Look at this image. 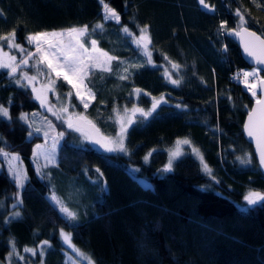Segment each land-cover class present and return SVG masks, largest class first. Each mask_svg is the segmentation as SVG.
Wrapping results in <instances>:
<instances>
[{"label":"trees","instance_id":"obj_1","mask_svg":"<svg viewBox=\"0 0 264 264\" xmlns=\"http://www.w3.org/2000/svg\"><path fill=\"white\" fill-rule=\"evenodd\" d=\"M103 3L116 10L119 24L103 19L101 0H0V35L15 29L22 44L29 34L88 25L85 44L94 39L114 57L111 69L141 57V65L129 67L127 79L94 72L89 80L94 100L85 109L73 94L70 109L83 116L72 118L83 117L103 135L116 136L124 109L151 112L147 117L138 112L126 125V151L99 152L83 137L84 130L67 128L68 119L46 111L30 87L0 68V105L10 114V119L0 117V264H69L61 229L95 264H264V202L248 205L243 199L250 190L264 193V176L243 135L259 92L253 97L241 81L232 80L231 74L248 64L227 34L239 28V9L244 26L264 37V0H205L209 11L199 0ZM98 23L103 30L93 33ZM144 26L151 63L134 43ZM57 91L65 98L74 93L62 78ZM153 98L158 101L154 111ZM35 112L63 133L57 165L46 168L53 181L47 171L39 177L32 163L34 147L45 142L36 129H46L19 119L22 113L37 118L30 115ZM180 140L189 141L186 148L192 145L200 157L190 148L164 171ZM10 152L27 167L29 178L20 193L5 167L4 153ZM72 190L82 197L71 211L75 219L69 220L51 197L62 194L66 204ZM15 211L21 215L10 219ZM44 241L49 247L40 254Z\"/></svg>","mask_w":264,"mask_h":264},{"label":"snow or ice","instance_id":"obj_2","mask_svg":"<svg viewBox=\"0 0 264 264\" xmlns=\"http://www.w3.org/2000/svg\"><path fill=\"white\" fill-rule=\"evenodd\" d=\"M101 3L103 6V19L105 21H115L119 24L120 16L116 10L110 8L108 4L103 3V0H101ZM199 3L205 7H208V5L205 4V0H199ZM235 14L239 18L240 24L238 27L241 28V31L236 32L234 29H229L227 34H235L240 36L241 32L244 33L246 37L244 39V51L250 58L253 59V63L257 65V67L253 68L252 71L242 72L244 83L247 90L251 92L253 97L257 96V81H259V84L261 85V96L255 100V107L249 110L247 114V123L244 127L247 135L250 138H254L258 150L259 163L262 167H264V79L258 76V73L261 70L259 66L264 65V39H261V37L257 36L254 31H249L247 27L244 26L246 25L247 21L239 9L236 10ZM226 25L227 22L222 21L220 25L221 29H225ZM102 30L103 24L100 23L96 24L92 28L93 33ZM121 30L130 37L134 36L127 26H122ZM139 32L140 35L134 39V43L136 44L137 48L143 49V54L148 58V63H151V53L148 51V45L151 43L150 38L147 36L148 26L139 28ZM90 35L91 34L89 33L88 25H84L80 28L73 27L60 32H38L35 34H29L25 37V39L29 45H34L35 51L33 52L28 51L20 44L15 43L16 33L15 29H13L8 34L0 35V41L5 42L4 44H0V68L9 69L11 74H15L18 69H21L22 66H28L30 60H36L38 58V61H42L46 65L47 69L50 70V72H54L57 78H62V80L67 85L71 86V88L75 90L74 93L72 91L66 93V97L68 98L69 102L73 94H75L78 100L83 104V107L86 109L88 107V101L86 100L85 95L82 93L81 87L83 86L92 98H94V94H92L91 90L87 89V86L84 85V80L87 79L92 69L110 72L112 69L109 66V61L115 59L114 57H111L107 53L103 52L101 53L103 59H101L100 56H94V53L96 52L97 41L94 39H89L88 43L90 44V47L86 46V44L82 42L83 37ZM5 46L9 49L13 47L18 49L24 58H22L19 63H16L17 58L15 55L9 56L7 52L3 51ZM172 67L177 70L179 69V65L177 64H173ZM124 71L127 72L128 69L125 68ZM249 77L253 78V82H248ZM120 78L127 79V76H121ZM35 79V76H28L27 72H22L21 77L16 80V83L20 84L21 80H26L27 83L31 85ZM170 82L174 85H179L180 83V81L177 79H172ZM51 90L54 91V88ZM32 91L35 92L36 89L33 87ZM136 92L139 93L140 90L136 89ZM37 99H40V96H37ZM157 104L158 101L153 98L152 111L155 110ZM43 105L44 101L41 99V106ZM73 107L75 106L73 105ZM49 111H51V109H49ZM62 111L67 113L68 107H63ZM132 111L139 112L143 117H147L151 114V112H145L140 108L133 109ZM53 115H56V113L54 112ZM117 115H119L118 112ZM0 117L10 119L8 109L2 105H0ZM56 118L61 119L59 115H56ZM19 119L27 121L28 114L22 113ZM80 119L82 120L83 117H80ZM62 122L64 121L62 120ZM128 123H131V121H128ZM66 124L67 128L69 129L77 132L81 131V127L73 124L71 119H68ZM92 128L94 129L95 133H97V135L88 136L86 138L90 139L93 144L99 146L103 151L109 153L116 151H126L124 141L126 138L127 128L125 127L123 118H121L120 130L116 136H105L101 134L99 129L95 128V125H92ZM36 131L40 132V129H36ZM29 135L31 136L32 133L30 132ZM44 135L46 137L48 134L45 133ZM59 135L62 137L63 133H59ZM184 143L187 144L189 141L186 140ZM36 147L39 149L41 146L37 145ZM193 151L196 152L197 150L193 149ZM4 155L7 156L6 153ZM150 155L151 153L145 156L144 159L147 160ZM177 155V152L171 153L168 164L165 166L164 171L172 170L173 159ZM11 159H18V157H12ZM44 159L45 161H54L55 141H53V148L45 154ZM238 159H240L242 163H250V159L240 157H238ZM203 167L206 173L211 175L207 165L205 164ZM37 170L39 171V169ZM97 171L99 170L97 169ZM13 178L20 187H23L24 176L21 171H14ZM212 179H215V177H212ZM51 199L55 204L59 205L61 203L58 199H56L55 195H53ZM243 199L248 205H256L259 202H264V193L250 190L248 194L243 197ZM12 207L15 209L18 207V205L14 204ZM60 210L65 214L67 219H75V213L71 212L67 207H61ZM20 215L21 213L19 211H15L10 219H16ZM60 231L63 239L67 241L68 234H65L63 229ZM43 244L47 245L48 241H44ZM25 251H32L33 254H35L34 249H25Z\"/></svg>","mask_w":264,"mask_h":264},{"label":"rangeland","instance_id":"obj_3","mask_svg":"<svg viewBox=\"0 0 264 264\" xmlns=\"http://www.w3.org/2000/svg\"><path fill=\"white\" fill-rule=\"evenodd\" d=\"M80 28V27H77ZM60 31H64V30H51V31H42V32H60ZM82 42H84V40L82 39ZM5 42L0 41V44H4ZM15 43L20 44L23 48H25L28 51H35L34 45H29L28 43L26 44H22L20 42H18L15 38ZM85 43V42H84ZM87 46V45H86ZM90 47V45L88 46ZM4 52H7L9 56L15 55L16 56V63H19L21 61L23 57V55L19 52L18 49L16 48H11L9 49L8 47H4L3 48ZM143 51V49H142ZM148 51L151 53V49L148 47ZM107 53L106 51H104L103 49H101L100 47H96V52L94 53V56H100L101 59H103V57L101 56V53ZM108 54V53H107ZM109 56H111L110 54H108ZM145 56V55H144ZM112 57V56H111ZM146 57V56H145ZM147 58V57H146ZM148 59V58H147ZM141 57H136L134 59H129L127 62H122L120 63L119 67L116 70H111L109 71H101L98 69H92L90 74L88 75L87 79L84 80V85L87 86V89L91 90V93L94 94L95 96V90L93 89V87L91 86L89 80L91 79L92 75L94 72L99 71V72H107L108 74H116V76L121 77V76H125L127 72L124 71L125 68L130 69V66H138L139 64H142L141 61ZM115 60H111L109 61V66L112 67V62H114ZM144 63V62H143ZM257 66H248L247 71H252L253 68H255ZM5 69V68H2ZM8 70L9 75H13V77H16V79L20 78L22 75V72H27L28 76H35L36 79L33 81V83L31 85H29L27 83L26 80H21V84L30 87L31 89L34 87L36 89V91L34 92L36 98L37 96H40V99H37L40 103H41V99L44 101V105L42 106V108H44L46 111H49V109H51V114L53 115V113L55 112L56 115H59L62 119H71L74 115H80L83 116L82 114H78L77 111H72L70 109L71 105L69 103L68 98H65L62 96V94H60L57 91V84H58V79L54 72H50L49 69H47L46 65L42 62V61H38V58L36 60H30L29 61V65L28 66H22L21 69H18L17 72L15 74H11L9 69H5ZM258 76L260 78H262L263 74L261 72V70L258 73ZM248 82L251 83L253 82V78L249 77L248 78ZM257 81V92H259V85H258ZM242 83L243 85L246 87L245 83H244V79H242ZM54 88V91L51 90ZM73 91L75 92V90L73 89ZM81 91L82 93L85 95L86 100L88 101V107L91 105L92 101L94 100V98H92L89 93L85 90V88L82 86L81 87ZM78 100V98H77ZM78 102L83 106V104L78 100ZM67 106L68 107V112L64 113L62 111L63 107ZM135 108H128L127 111L126 109H124V111L122 113H120L118 111V113H120L119 115V120L121 123V118H123V121L125 122V127L128 124V121H131L138 112H134L132 111ZM77 113V114H76ZM31 116L37 115V118H29L27 120V123L30 120L31 126L32 127H36L37 123H40L42 127H44L46 129V131H40L41 134H45L47 133L48 135L45 138V142L44 144H37L40 145L41 147L39 149H37V145L34 147V152H33V157H32V163H33V167L35 168V171L37 173V175L41 178H45V171H47V167H54L55 165H57V161H58V149L60 146V139L61 136L59 135V133L56 131L55 127H53L54 125L52 124V122L50 121V119L46 116L41 114L40 112H35L33 114H30ZM53 115V116H56ZM40 120V121H39ZM28 125H30L28 123ZM53 125V126H52ZM30 126V127H31ZM31 127V129L33 130V128ZM83 137H88V134H84ZM53 141H55V159L54 161H45L44 156L45 154L51 150L53 148ZM184 141L186 140H180L178 141L174 147L171 149V153L172 152H177L178 155L173 159V162H175L176 160L180 159L182 156H184L186 153H188L189 149H191V153L196 155L197 157H200L199 154L193 151V147L191 145V147L186 148L189 143L185 144ZM125 143V141H124ZM117 152H121V151H117ZM5 154V153H4ZM7 156H5V167L7 172L9 173V175L13 178L14 175V171H21L23 173L24 176V180H23V187L25 186L26 182L28 181V172H27V167L25 165V163L23 162V160L21 159V157L17 154V153H6ZM12 157H18V159H11ZM244 157V156H243ZM170 158V156H169ZM245 159H248V157H246ZM249 164V163H247ZM39 169V171L37 170ZM49 173V171H47ZM50 175V173H49ZM51 176V175H50ZM14 179V178H13ZM51 181H53V177L51 176ZM19 186V185H18ZM23 187L19 186V193L21 191V189ZM71 192V191H70ZM87 194V190L85 188V191L83 193ZM69 196H71V198L69 199V203H64L65 202V198L63 197L62 194H58L57 199L61 202L59 205L55 204L59 211L61 212V207H67L70 211H72L74 208H76V206H79V202H81V199L79 197H82L81 195L79 196L76 195V192L74 190H72L71 193H69ZM53 201V200H52ZM71 204V205H68ZM62 213V212H61ZM62 215L65 216L64 213H62ZM65 234H68V240L65 241L61 235V231H60V238L63 242V244L65 245V247L68 249L69 251V264H95L93 259L86 254L85 252H83L82 250H80L72 241L71 238V234L69 232L64 231ZM49 245H42L39 249L38 252L40 254L44 253V250L48 249ZM43 250V251H42ZM9 257H12L11 255H9ZM1 263V262H0ZM7 264H11L10 261L7 262Z\"/></svg>","mask_w":264,"mask_h":264},{"label":"water","instance_id":"obj_4","mask_svg":"<svg viewBox=\"0 0 264 264\" xmlns=\"http://www.w3.org/2000/svg\"><path fill=\"white\" fill-rule=\"evenodd\" d=\"M205 4H206V3H205ZM201 6H202L205 10H208V11L210 10V7H209V6H208V7H205L204 5H201ZM245 27H247V26H245ZM230 29H234V31H236V32H240V31H241V28H240V27H239L238 29H235V28H230ZM247 29H248L249 31H254V32L256 33L257 36H260L261 39H264V37H263L260 33H258L256 30H254V29H252V28H250V27H247ZM229 36H230L233 40H235V42L239 45L240 50H241V54H242L244 60L246 61V63L248 64V66H257V65H255V64L253 63V59L250 58V57L245 53V51H244V39L246 38L245 35H244V33L241 32V35H240V36H237V35H235V34H229ZM259 67L261 68V72H262V74H263L262 79H264V65L259 66ZM258 85H259V98H260V96H261V92H260L261 85L259 84V82H258ZM254 107H255V101L253 102V104H252V106H251L250 109H252V108H254ZM248 112H249V111H248ZM247 114H248V113H247ZM72 123H73V124H76V125H78V126H80L81 129L84 130L86 133H88L89 136H96V135H97V133H95L94 129L92 128V125H95V124H93V123H89V122L86 121L85 119H82V120H81L79 116H76V117L72 118ZM246 123H247V115H246L245 120H244V123H243V135H244L245 140H246V141L252 146V149H253V152H254V155H255V158H256L257 164H258V166H259L260 171L262 172V174H263V176H264V167H262V166L260 165V163H259L258 150H257V147H256L255 140H254V138H250V137L247 135V133H246V130H245V127H244ZM95 128L99 129V127H97L96 125H95ZM99 132L101 133L100 129H99ZM101 134H102V133H101ZM90 141H91V140H90ZM91 143H92V142H91ZM92 145H93V146H94L99 152H103V150H102L99 146H97V145H95V144H93V143H92Z\"/></svg>","mask_w":264,"mask_h":264},{"label":"built area","instance_id":"obj_5","mask_svg":"<svg viewBox=\"0 0 264 264\" xmlns=\"http://www.w3.org/2000/svg\"><path fill=\"white\" fill-rule=\"evenodd\" d=\"M243 71H246V68H244V67H240V68H238L237 71H234V72L231 74V78H232V79H238V78H240V77H243V76H242V72H243Z\"/></svg>","mask_w":264,"mask_h":264}]
</instances>
